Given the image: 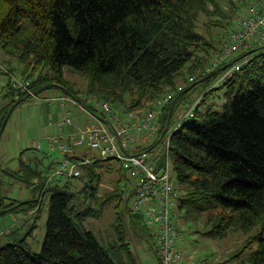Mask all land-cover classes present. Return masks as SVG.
Wrapping results in <instances>:
<instances>
[{
	"label": "trees",
	"instance_id": "obj_1",
	"mask_svg": "<svg viewBox=\"0 0 264 264\" xmlns=\"http://www.w3.org/2000/svg\"><path fill=\"white\" fill-rule=\"evenodd\" d=\"M212 12L224 14L214 0H0V51L24 63L22 74L32 80L33 91L59 86L92 116L98 114L89 102L93 96L130 110L148 109L155 99L176 89L187 68L195 82L178 92L157 117L162 128H172L193 99L203 95L201 109L216 90L203 92L212 78L200 82L221 44L216 46L211 34L207 39L199 30L200 16ZM226 16L231 26L233 13ZM217 21L216 26H223ZM251 56V62L224 86L228 91L222 112L210 105L182 121L171 137L170 167L181 191L177 205L183 218H205L204 235L211 239L242 231L249 236L233 258L247 252V261L240 264H264V54ZM40 67L53 73L50 81L47 75L35 78ZM65 69L86 76L88 98L82 100L66 87ZM199 86L203 89L184 106ZM8 89L7 97L13 101L0 108V138L11 107L30 99L9 84ZM167 161L161 156L156 171ZM26 170V177L37 181L22 180L38 189L39 196L23 202L0 195V216L38 212L43 195L51 191L46 237L40 252H34L27 239L14 238L0 247V264H129L124 262L131 258L126 224L146 238L155 237L143 217L133 213L130 180L117 159L85 167L82 187L75 193L69 184L60 186ZM113 172L121 173L114 187L99 194L102 180ZM113 202L117 205L111 225L116 233L112 257L84 222L98 218Z\"/></svg>",
	"mask_w": 264,
	"mask_h": 264
},
{
	"label": "built area",
	"instance_id": "obj_2",
	"mask_svg": "<svg viewBox=\"0 0 264 264\" xmlns=\"http://www.w3.org/2000/svg\"><path fill=\"white\" fill-rule=\"evenodd\" d=\"M256 51H262L259 55L264 54V0H251L243 11L239 10L234 14L230 30L205 68L206 74L216 72L205 92L223 87L234 80L251 62L254 57L251 55L258 54ZM239 57L241 58L238 59ZM8 73L0 61V76L7 77L11 89L27 94L30 98L37 97V92L32 90L30 78ZM195 80V76H190L186 82L178 84L175 90L155 99L146 110L115 107L113 101L93 96L89 102L94 103L97 111L100 110L101 119L93 116L80 137H44L58 145L63 152H68L71 144L87 143L90 149L99 152L98 157L94 158L95 162L110 159L119 161L130 180L128 192L132 195L133 213L141 215L145 225L155 234L158 264H204L187 260L182 250L183 235L179 230V222L183 213L177 205L181 191L172 180L170 167L171 137L176 126L183 120L196 116V111L202 105L203 95L193 99L184 110L179 123L172 128H162L157 121L161 110L178 92L190 87ZM68 113L64 115L60 128L73 124ZM37 145L40 147V142ZM161 156L168 159L167 165L156 171ZM88 157L85 154L76 156L74 161L59 160L57 171L50 179L56 176L81 178Z\"/></svg>",
	"mask_w": 264,
	"mask_h": 264
},
{
	"label": "rangeland",
	"instance_id": "obj_3",
	"mask_svg": "<svg viewBox=\"0 0 264 264\" xmlns=\"http://www.w3.org/2000/svg\"><path fill=\"white\" fill-rule=\"evenodd\" d=\"M214 1H216L224 14H218V12H212V16H206L202 14L199 18L198 26L199 30L205 35L207 39H209L211 34L212 41L217 44L216 46H218L231 28V26H229L228 24L229 17L226 15L228 14L231 16L233 13L234 16V14L239 10L240 12L243 11L251 0ZM217 20H220L223 26H216V24H219ZM261 52L262 51H256V53L258 54ZM7 57L8 56L6 54L0 51V61L5 69L8 70V74L20 75L21 73V75H23L22 71L25 70L24 63H22V61L18 58L8 59ZM39 75H41L42 77L47 75L49 81L53 77V73L50 70L41 67L37 68L35 78ZM190 76L192 75H189L187 68H185L183 70V74L179 78V84L184 83V81H186V79ZM0 79L1 108L6 105L9 106L13 101V98L9 96L7 97V93L9 91L8 79L4 76L0 77ZM64 80L66 81V87L72 93L79 95L82 100L88 98V95L86 93L88 91L89 82L86 76L80 74L75 70L65 69ZM202 89L203 86H199L195 90H192L186 97L187 101L184 106H187V103H189L197 95V92L201 91ZM206 89H204L203 92H205ZM227 91V87H218L215 91L207 96L205 105L199 110L203 112L204 110H206V107H209L211 105L213 110L222 112L224 105L227 103V97L225 96ZM48 92L53 94V96L59 94L55 88H51L50 90H48ZM73 100L75 103H81V101L77 100L76 98H73ZM57 101L60 103L59 99H57ZM58 102L56 104L58 110H56L54 106L52 107V104L50 103L48 104L47 102H43L41 100L38 101L35 99H29L27 102L24 101L19 104L15 103L11 107L9 111L8 121L6 123V126H4L3 128L4 132L2 137L0 138V150H2V153L0 154L1 196L20 200L23 202L32 200L34 196H39V192L38 189L32 188V185L29 184L28 181H30V183H35L36 180L34 178L30 179L26 177L28 173L26 169L28 168L34 171H38L47 178H50V176H52L57 171V162L64 156H58L57 151H50L46 139L42 140L41 149L36 148L34 146V143L35 141L41 139L39 129L40 127L46 128L49 135L54 136L52 130L48 127L47 124L50 121V118L52 119V121L55 120L54 122L57 123L63 116L64 107H61ZM69 105L70 106L68 110L71 112L70 117L74 123H77V117L80 115V110H78L76 105H72V103ZM81 106L84 107L82 104ZM114 106L118 107L119 105L114 103ZM178 106L182 107V104L179 103ZM101 115L102 113H100L99 110L96 117L99 118ZM90 118L91 117L89 115H84L82 121H91ZM175 119L176 117L174 118V120ZM86 125H88V123H86ZM65 129L67 130V127H65ZM78 148H76L78 149V153H88L87 155L89 156V158L94 159L99 155V152L97 150L90 149L87 143ZM35 157L39 159V161L33 162ZM19 167H21L22 169H19ZM11 173H19L18 175L20 179H16V177ZM120 175V172L107 174L102 180V187L98 188L99 194L111 191L110 189L114 187L117 178ZM22 179H26L28 181H22ZM53 181L55 183H58L60 186L69 184L72 192L74 193L78 191L79 188L81 189L83 184V178L69 179L63 176H56ZM51 196V191L43 195L40 211L35 212L34 214H28L26 213V211H24V218L20 220L23 222L18 225L20 232L17 233L15 239H27V242L34 252L41 251L43 242L46 237L47 219L49 215V203ZM79 196V194H76V198H79ZM116 205V202L111 203V205L106 207L105 211H103L102 214L98 216V218H88L84 222V227L95 235L105 251L112 257L114 253L113 251L115 250L112 249V247L116 246L113 242L116 238V233L111 225L115 219L114 213ZM23 213L19 212V214ZM14 215H18V213ZM1 216L0 224H3L0 225V231L4 227H8L7 222H5L3 217ZM204 220L205 218L198 219L196 221H194V219H187L183 217L180 219L179 230L183 235L182 250L187 260L204 264H240L242 259L244 261H247V252L241 255L240 259L233 257L235 254L239 253L249 235L244 234L242 231H230L229 235L224 239H211L204 235V231L207 230V228H204L203 226ZM126 228L127 238L131 242V258L124 259V262L127 263L128 261L129 264H158L157 257L154 253L155 238L153 236L146 238L144 233H135L131 231L128 224H126ZM0 236V238L2 239L1 241L3 242V245H0V247H2L7 244V241L5 233L4 235L0 234Z\"/></svg>",
	"mask_w": 264,
	"mask_h": 264
},
{
	"label": "crops",
	"instance_id": "obj_4",
	"mask_svg": "<svg viewBox=\"0 0 264 264\" xmlns=\"http://www.w3.org/2000/svg\"><path fill=\"white\" fill-rule=\"evenodd\" d=\"M9 59V57H7ZM12 59V58H10ZM23 72V71H22ZM4 75H1L0 77H3ZM5 78H7L6 76H4ZM0 82H1V79H0ZM51 88H55L57 90V92L59 93L58 95H54L51 94L50 92H48V90H50ZM50 89H47V90H44V91H39L37 92V97H34V98H30V99H35V100H41L43 102H47L48 104H52V107L54 106V108L57 109L56 107V104H57V99L60 100V106L64 107V113H63V116L60 118V120L55 123L54 121H52V119L50 118V121L48 122V127L52 130V133L54 135V137H57V136H64L65 138H67L68 136L70 135H74L75 137H80L81 136V132L85 129V127L87 126L86 123H89L90 120H88V122H83L82 119H83V116L85 115H89L91 118V121H92V115L90 112L87 111V109L85 107H82L81 106V103H75L74 100H73V96L68 94L63 88L59 87V86H54V87H51ZM65 92V93H63ZM80 97V96H79ZM67 99V101H66ZM75 99V98H74ZM78 100V99H77ZM66 101V102H65ZM27 102V101H26ZM72 105H76L78 110H80V115L77 117V123H74L71 124V125H63L61 128H60V123L64 117V115H66V113H70L71 112L68 110L69 109V104ZM75 106V107H76ZM66 107V108H65ZM67 109V111H66ZM88 114H87V113ZM68 113V114H69ZM57 116V115H56ZM55 119V118H54ZM82 121V122H81ZM86 125V126H85ZM65 127H67V130L65 129ZM48 128V129H49ZM40 135H41V139L35 141L34 143V146L38 149H41L42 148V140L44 139L45 136H50L47 129L46 128H43V127H40ZM53 137V136H51ZM40 142V147H38V143ZM49 145V150L50 151H57L58 152V156L59 155H62V156H66V152H63L58 145L56 144H53L52 142L50 141H46ZM79 149V148H78ZM78 149H74V153L77 155V156H83L85 154H88V153H85V154H82V153H78L77 150ZM2 153V150H0V154ZM51 154V153H50ZM63 158V157H62ZM39 161V159H37L36 157L34 158V161L33 162H37ZM59 162V160H58ZM57 162V164H58ZM57 168V167H56ZM19 169H22L21 167H19ZM31 170V169H30ZM34 171V170H33ZM38 172V171H36ZM39 173V172H38ZM51 178V176H50ZM49 178V179H50ZM55 178V177H54ZM54 178H52V181L54 180ZM16 179H20V177H16ZM23 181V180H22ZM37 181V180H36ZM54 182V181H53ZM33 186V185H32ZM33 188V187H32ZM29 201V200H28ZM34 211H30L28 212V214H34L33 213ZM1 217H3L4 221L7 222L8 224V227H4L1 231H0V234H3L5 233V236H6V241L7 243L11 242L14 240L15 236L17 235L18 232H20L19 228H18V225L23 222V221H20L21 219L24 218V214H18V215H14V214H6V215H2ZM3 223H1L0 225H2ZM14 231V232H13ZM2 236V235H1ZM0 236V237H1ZM13 240H12V239ZM2 239L0 238V245H3Z\"/></svg>",
	"mask_w": 264,
	"mask_h": 264
},
{
	"label": "bare ground",
	"instance_id": "obj_5",
	"mask_svg": "<svg viewBox=\"0 0 264 264\" xmlns=\"http://www.w3.org/2000/svg\"><path fill=\"white\" fill-rule=\"evenodd\" d=\"M99 119H101V117H99ZM181 127V124H178L177 126H176V130L178 131L179 130V128ZM165 130L163 131V134H165ZM82 145H84V144H71V146H70V148H69V151L68 152H66V156L65 157H63L62 159H67V160H70V161H74V160H76V154L74 153V149H76V148H78V147H80V146H82ZM103 161V160H102ZM95 161H94V159L93 158H89L88 157V163L86 164V167L87 166H89V165H91V164H93ZM55 174V173H54ZM129 185V184H128Z\"/></svg>",
	"mask_w": 264,
	"mask_h": 264
},
{
	"label": "water",
	"instance_id": "obj_6",
	"mask_svg": "<svg viewBox=\"0 0 264 264\" xmlns=\"http://www.w3.org/2000/svg\"><path fill=\"white\" fill-rule=\"evenodd\" d=\"M215 75H216V72L210 73V74H208L204 79H202L200 82H205V81H207V80H210V79L213 78ZM19 103H20V102H18V104H19ZM8 117H9V115H8ZM8 117H7V119H6V121H5L4 125H3V128H4V126H6V123H7V121H8Z\"/></svg>",
	"mask_w": 264,
	"mask_h": 264
}]
</instances>
